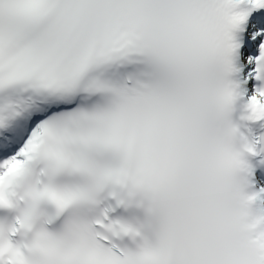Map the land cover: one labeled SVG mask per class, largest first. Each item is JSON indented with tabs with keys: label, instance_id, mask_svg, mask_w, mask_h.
I'll return each mask as SVG.
<instances>
[{
	"label": "snow or ice",
	"instance_id": "6c2138e0",
	"mask_svg": "<svg viewBox=\"0 0 264 264\" xmlns=\"http://www.w3.org/2000/svg\"><path fill=\"white\" fill-rule=\"evenodd\" d=\"M0 264H264V0H0Z\"/></svg>",
	"mask_w": 264,
	"mask_h": 264
}]
</instances>
